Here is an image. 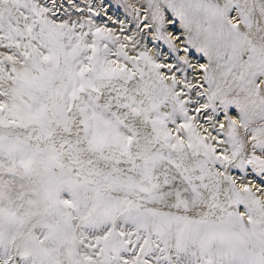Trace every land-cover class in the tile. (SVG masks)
I'll return each instance as SVG.
<instances>
[{
    "label": "snow or ice",
    "instance_id": "1",
    "mask_svg": "<svg viewBox=\"0 0 264 264\" xmlns=\"http://www.w3.org/2000/svg\"><path fill=\"white\" fill-rule=\"evenodd\" d=\"M0 264H264V0H0Z\"/></svg>",
    "mask_w": 264,
    "mask_h": 264
}]
</instances>
